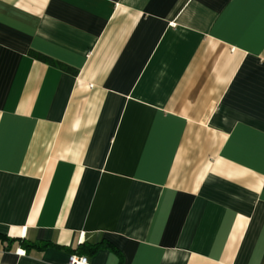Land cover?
<instances>
[{"label":"crops","instance_id":"0c3cea01","mask_svg":"<svg viewBox=\"0 0 264 264\" xmlns=\"http://www.w3.org/2000/svg\"><path fill=\"white\" fill-rule=\"evenodd\" d=\"M101 240L264 264V0H0V264Z\"/></svg>","mask_w":264,"mask_h":264},{"label":"trees","instance_id":"16d2710c","mask_svg":"<svg viewBox=\"0 0 264 264\" xmlns=\"http://www.w3.org/2000/svg\"><path fill=\"white\" fill-rule=\"evenodd\" d=\"M30 54L32 57L39 59L43 62H46L50 65H56L57 64L63 70H68V67L65 66L64 64H61L59 62L57 63L53 59H51L50 57H47L41 53L31 51ZM6 240L10 241V242H17L18 244L23 246L26 251H29L31 249L42 250L43 248H46L48 246L59 247L53 242L40 241V242L33 243V242L28 241L26 238H21V237H16V238L15 237H13V238L6 237ZM102 248H108L113 252H118L117 249L111 243H109L106 240H101V241L96 242V243L84 242V243L78 245L76 248L72 249L71 251H73L74 253H76L77 255H80V256L81 255L92 256L97 250L102 249Z\"/></svg>","mask_w":264,"mask_h":264},{"label":"built area","instance_id":"2783aa9c","mask_svg":"<svg viewBox=\"0 0 264 264\" xmlns=\"http://www.w3.org/2000/svg\"><path fill=\"white\" fill-rule=\"evenodd\" d=\"M68 264H89V260L86 256L72 255Z\"/></svg>","mask_w":264,"mask_h":264}]
</instances>
